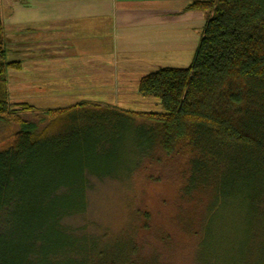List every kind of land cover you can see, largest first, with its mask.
Instances as JSON below:
<instances>
[{"label":"trees","instance_id":"16d2710c","mask_svg":"<svg viewBox=\"0 0 264 264\" xmlns=\"http://www.w3.org/2000/svg\"><path fill=\"white\" fill-rule=\"evenodd\" d=\"M185 10L204 16L190 64L137 83L162 113L10 103L7 71L20 64L6 61L0 20V264H159L136 251L129 230L125 241L80 253L66 221L86 211L91 180H128L166 160L183 161L184 196H204L193 264H264V0H197ZM101 125L131 136L129 156L92 153L104 139L91 143L86 133ZM226 211L241 216L237 248L201 257Z\"/></svg>","mask_w":264,"mask_h":264},{"label":"rangeland","instance_id":"374dc122","mask_svg":"<svg viewBox=\"0 0 264 264\" xmlns=\"http://www.w3.org/2000/svg\"><path fill=\"white\" fill-rule=\"evenodd\" d=\"M19 1L21 0H0V20L4 26L6 13L14 11ZM6 30L9 40L6 44V61L21 60L23 64L20 72L7 71L10 103H26L38 110H46L66 108L84 101L116 106L126 111L162 113L157 99L139 96L137 85L129 88L127 97L96 98L91 95L95 94L94 92H88L84 88L83 97L53 98L54 95L67 93L48 88V84L52 82L48 81L46 67L41 68V72L45 70L42 74L30 71L27 66L24 67L25 58L14 51V43L10 42L14 38V34H11L12 29L6 27ZM194 49L193 47L190 51L192 55ZM192 55L187 59L182 58L181 51L169 52L164 65L146 71V74L165 67L186 68ZM132 83L131 80L130 86ZM23 118L36 121L38 116L24 115ZM130 137L126 131L116 132L109 125H101L99 130H90L86 133V139L91 143L94 139L97 141L104 139V143H100L97 149L92 151L103 160L108 159L109 154L113 153L123 157L129 156L133 144ZM166 161L162 166L147 167L128 180H91L86 194V211L66 221L70 230L78 233L74 234V239H70L75 243V249L77 247L80 253L98 252L114 245L116 240L125 241L129 230V237L142 257H156L159 264H193V254L197 253L199 248L197 241L205 205L204 196L199 193L184 196L180 191L183 183V161ZM149 176L153 179L150 180ZM211 231L212 233L202 242L203 249L199 253L201 257L205 253L224 254L230 252L233 247L237 248V240L241 233L240 214L238 216L236 213L232 217L227 211L218 214L211 223Z\"/></svg>","mask_w":264,"mask_h":264},{"label":"crops","instance_id":"0c3cea01","mask_svg":"<svg viewBox=\"0 0 264 264\" xmlns=\"http://www.w3.org/2000/svg\"><path fill=\"white\" fill-rule=\"evenodd\" d=\"M192 1L21 0L6 13L5 26L24 67L41 74L46 67L48 88L67 93L53 98L83 97L84 88L96 98L127 97L146 71L166 63L169 52L192 55L204 20L185 10Z\"/></svg>","mask_w":264,"mask_h":264}]
</instances>
